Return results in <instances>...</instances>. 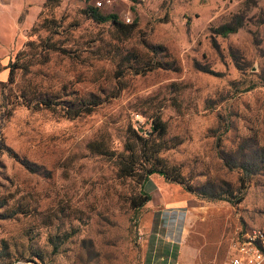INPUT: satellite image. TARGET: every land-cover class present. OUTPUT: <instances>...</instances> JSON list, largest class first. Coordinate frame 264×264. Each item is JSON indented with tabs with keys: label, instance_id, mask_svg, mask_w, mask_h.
I'll use <instances>...</instances> for the list:
<instances>
[{
	"label": "rangeland",
	"instance_id": "1",
	"mask_svg": "<svg viewBox=\"0 0 264 264\" xmlns=\"http://www.w3.org/2000/svg\"><path fill=\"white\" fill-rule=\"evenodd\" d=\"M43 1L0 5V264H143L149 229L224 264L235 230L264 227V0ZM132 130L182 181L148 175L136 209L138 175L116 172Z\"/></svg>",
	"mask_w": 264,
	"mask_h": 264
},
{
	"label": "trees",
	"instance_id": "2",
	"mask_svg": "<svg viewBox=\"0 0 264 264\" xmlns=\"http://www.w3.org/2000/svg\"><path fill=\"white\" fill-rule=\"evenodd\" d=\"M84 1H87V0H84ZM55 2L56 0H44L43 6L51 7L52 5L55 4ZM84 12L86 13L88 17L92 18L96 22L109 21L111 23L119 24V22L116 19L115 14L101 13L94 6H91V5L85 6ZM44 21H45V18H43L41 22L37 23V25L35 26L33 25L32 28L34 29L36 26L41 25ZM241 25H242L241 19H237L235 22H226L214 28L213 33L220 35V36H226L227 34L234 33L239 27H241ZM158 66H159L158 64H153V66L151 67H158ZM14 67L16 66L11 64L8 68L6 80L9 82L12 81V74H13ZM101 101H102L101 98L90 95L86 99L78 100L76 105H68L67 108L65 109L64 114L68 117H74L81 113H87L93 107L98 105ZM51 104H53V102L49 100L48 98H45L37 102L36 104H33L32 107L35 108V107H38L39 105L49 106ZM164 131H165L164 123L161 120H159L158 117L156 116L153 117L150 120L148 134L157 133L158 135H161L164 133ZM132 133L136 137V139L140 140L139 148L136 151L133 148V146L129 144L128 142L125 144L126 145L125 150L127 151L125 153H121L118 156L116 172L119 176H123V177L138 175L137 180H138L140 188L137 193L131 195L129 198L130 206L133 209H136V208L141 207L145 202H147L150 199V196L142 190V186L146 182L148 175L152 173H156L170 181L179 182V183L182 181H181V177L178 171L171 166L165 165L162 162V160L156 155L158 151L157 146L152 147L150 151V156H149L148 147L143 142L145 138L138 135L137 132L134 130H132ZM239 183H242V178H239ZM223 197H224L223 198L224 200L232 204V203L239 202L242 199V194L233 196V194L228 191V193H226V195ZM245 228L247 227L245 226L244 228H241V229L243 230Z\"/></svg>",
	"mask_w": 264,
	"mask_h": 264
},
{
	"label": "crops",
	"instance_id": "3",
	"mask_svg": "<svg viewBox=\"0 0 264 264\" xmlns=\"http://www.w3.org/2000/svg\"><path fill=\"white\" fill-rule=\"evenodd\" d=\"M9 1L0 0V5ZM1 13H4V10L0 6ZM1 40L3 41V36H1L0 31ZM4 68L5 64H2L0 56V78L4 74ZM142 246L144 250L143 264H204L202 255L197 252L195 246L190 244L182 236V232L176 237H168L165 235L153 237L152 231L149 229Z\"/></svg>",
	"mask_w": 264,
	"mask_h": 264
},
{
	"label": "built area",
	"instance_id": "4",
	"mask_svg": "<svg viewBox=\"0 0 264 264\" xmlns=\"http://www.w3.org/2000/svg\"><path fill=\"white\" fill-rule=\"evenodd\" d=\"M224 264H264V227L235 230L227 244Z\"/></svg>",
	"mask_w": 264,
	"mask_h": 264
}]
</instances>
